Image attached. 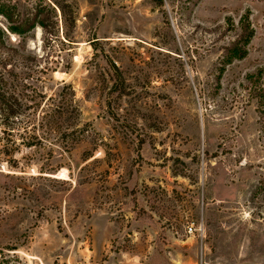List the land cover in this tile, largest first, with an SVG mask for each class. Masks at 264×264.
Here are the masks:
<instances>
[{
    "label": "rangeland",
    "instance_id": "1",
    "mask_svg": "<svg viewBox=\"0 0 264 264\" xmlns=\"http://www.w3.org/2000/svg\"><path fill=\"white\" fill-rule=\"evenodd\" d=\"M0 3V264H264V0Z\"/></svg>",
    "mask_w": 264,
    "mask_h": 264
},
{
    "label": "trees",
    "instance_id": "2",
    "mask_svg": "<svg viewBox=\"0 0 264 264\" xmlns=\"http://www.w3.org/2000/svg\"><path fill=\"white\" fill-rule=\"evenodd\" d=\"M159 4H162V0H158ZM0 16L6 19L7 23L10 24L7 26L6 31L11 34H15L21 39L17 44V49L19 48L21 51H25L24 45L26 43V39L28 37H21L23 35L27 36L29 32H31L36 25L41 29L43 34H46L48 31L46 29L45 24L42 21H38L36 16L32 18H24L23 16L15 21H13V14L10 12V8L8 5H4L0 3ZM243 41L239 42V40L234 41L229 48L225 49V55L228 62H232L233 60H241L246 56V49L244 45L247 44V40H249L251 33L247 32V28L243 27ZM5 33L2 29H0V70H5L9 74L12 70L11 67H8L7 61L3 57V49L5 45ZM242 40V39H241ZM240 40V41H241ZM36 57H31L30 61L32 64L37 65ZM40 59V58H39ZM227 65V64H226ZM110 68L113 70L114 75L117 77L120 75V71L118 67L114 64H110ZM1 80V79H0ZM115 88V85H114ZM258 99H264V89L259 90L257 93ZM17 98L13 95H9L4 91L0 90V117H1V125L6 128V130L14 125V120L17 119L20 115V105H16ZM59 106H56L58 108ZM59 109V108H58ZM260 110L258 109V113ZM264 113V112H263ZM259 125H264V114H259ZM264 131V128H263ZM262 175L260 176L256 187L254 188L249 200L248 206L252 212L257 216L256 220H260L264 223V166L262 167ZM256 212V213H253ZM254 216V215H253Z\"/></svg>",
    "mask_w": 264,
    "mask_h": 264
},
{
    "label": "built area",
    "instance_id": "3",
    "mask_svg": "<svg viewBox=\"0 0 264 264\" xmlns=\"http://www.w3.org/2000/svg\"><path fill=\"white\" fill-rule=\"evenodd\" d=\"M188 233H191V231H192V227H188Z\"/></svg>",
    "mask_w": 264,
    "mask_h": 264
}]
</instances>
